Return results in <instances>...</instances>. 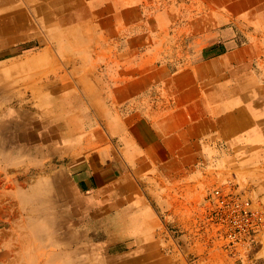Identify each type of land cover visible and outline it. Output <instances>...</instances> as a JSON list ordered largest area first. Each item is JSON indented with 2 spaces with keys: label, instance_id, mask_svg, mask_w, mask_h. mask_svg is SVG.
<instances>
[{
  "label": "crops",
  "instance_id": "0c3cea01",
  "mask_svg": "<svg viewBox=\"0 0 264 264\" xmlns=\"http://www.w3.org/2000/svg\"><path fill=\"white\" fill-rule=\"evenodd\" d=\"M181 8L192 29H169ZM0 12L22 13L38 45L40 29L55 39L37 46L33 64L43 50H65L49 58L66 67L49 78L57 87L33 95L55 107L43 145L112 227L109 264H234L185 230L217 185L264 204V0H0ZM222 23L237 29H216ZM39 130L34 161L44 159ZM258 241L254 258L264 264ZM6 257L0 242V264Z\"/></svg>",
  "mask_w": 264,
  "mask_h": 264
},
{
  "label": "rangeland",
  "instance_id": "374dc122",
  "mask_svg": "<svg viewBox=\"0 0 264 264\" xmlns=\"http://www.w3.org/2000/svg\"><path fill=\"white\" fill-rule=\"evenodd\" d=\"M183 1L185 0H179L180 3ZM221 5L223 4H218V11L224 12L223 10L219 8ZM181 9H182V12L181 13L178 12L177 13L178 16L174 15L168 19L169 29H192L193 19L187 16L188 14L186 10L187 8H184L185 10L183 8ZM203 10L204 9H202L201 11L202 14H203ZM203 21L204 19H201L200 29H208L207 23L205 22L203 23ZM226 27H229V28L232 27V29H237V26L235 24L226 25L225 23L218 24L216 29H226ZM34 30L36 29H25L23 31L24 35L25 33H29V34H26L27 37H24V39L20 40V42L15 43L13 46L11 45L10 48L12 50L10 49L0 50V56H1L0 57V86H2L3 84L2 81L4 80L5 82H8L6 84H9L8 87H10L9 90L5 88H4L5 90L3 91L0 90L1 91L0 92V100H1L0 116L7 115L12 111L11 102L13 100V93L9 97L8 92L10 90L11 92H13L12 90H15L16 88L15 83L18 86L21 83L20 87H22L23 84L26 83L25 85L26 86L28 85L27 88H22L26 92V93L22 92L25 94V97H26L25 99L27 100L29 99V97L30 98L31 96L33 97V94L31 91L32 88L30 87L29 84L32 85L34 81L32 82V79H31V80H23V81L20 80L19 82L18 79H16L17 76L20 75L21 77L22 76L24 77L25 74L31 75L32 72L40 74V75H42V73L43 74L46 73L45 75L41 76V79L45 81V80H48L50 76H53L55 74V70H57V72H60L66 69L64 65H60V64L55 65V63L50 65L49 63V58L57 59V62L61 60V58H64V56L62 55L65 53V50L56 51L58 52L57 55L54 54L55 50H43L41 51V53L45 52V56L42 54L39 56L41 58V62L43 63H40V65L33 64L36 56H38L39 54L37 46H41V47L47 46L48 47L51 41L53 42L55 41V39L50 38L47 29H40L41 45H38V42L32 39V33ZM59 40L64 41V37L61 36ZM49 51L52 53L51 57L49 56ZM24 52H25V55H23ZM19 58L24 59L23 65H20V66L17 65L18 62L16 61V59H19ZM26 71L28 73H26ZM12 73H14L15 75H12ZM12 82L14 83V85L12 84ZM40 99L37 97L33 98V101L31 102L32 106L29 105V107H24V108H26L27 110L25 111H29L31 115L35 113L36 119L38 120V124H37L38 126H36V129L39 128L40 129L39 131L41 132V135H42L41 137L42 138L41 158H44V159L40 161L32 160V157L34 155V152L32 151V144L25 145V147H23V150L20 151V150L15 149V147H17L18 145H22L23 142L20 143V141L14 140L13 142L14 148L12 149L10 148L11 151H7V153L9 152L8 157L17 159L19 163L17 164L16 169H13L11 172L9 171L8 175L12 177L13 180L17 179V181H19L21 184H24L26 186H28L31 182H33L34 180H36V178H39L40 176L44 178L56 177L55 178L56 186L53 187L54 192L52 191V193H51L52 188H50L49 190L51 193V196H49L50 199L48 198L44 200L45 207L47 206L48 208L46 207L47 209L44 208V210L41 209L39 211L37 210L33 211L28 207V204L26 205L19 204L16 197L13 195H6L5 196L6 198L0 201V242H2L3 250L7 254L6 260L8 261V264H39V262L42 261V258L39 257L40 251L46 252L51 247L50 239L53 236L52 229H51L53 226L52 223H55V225H57L55 227V230L57 231V233L59 232L58 227L60 228L69 227L74 233H77L79 235L81 234L80 236L82 237V242L84 246L88 247V250L93 249L95 251L96 249H98L101 251L100 252L101 254H103L104 252L106 253L105 251L107 249L106 246L109 244V242H107L105 238H106L107 232L108 231L111 232V229H112V227H110L109 225L105 223L106 220H104L102 217H99L97 215V211L92 208L96 204V199L94 198V196L82 195L78 193L74 185L61 174L59 169L63 163L60 161H55L54 159L53 160L48 159L49 157L47 154L48 145L46 144L44 146L43 142H47L49 138L48 135L53 129L52 124L54 123L55 119L54 117H52L51 120H47L46 122L44 120L45 118L41 120L42 118H39V117L41 116L50 117V115L55 116L56 114L54 113L55 107H50L48 103L46 104L42 103L39 105L38 101ZM57 112L61 113L62 117L64 116L63 114L64 108L58 109ZM39 120L41 121L39 122ZM54 125L55 124H53V126ZM29 132L34 133L33 128H31ZM7 146L9 149V146H11V143H9ZM29 150H31L32 152L30 151L29 153ZM44 153H46V156L43 155ZM32 161L35 162L36 165H33ZM8 166L9 168L14 167L11 164H8ZM43 183H44V186L48 185L46 184V181H44ZM44 188L47 190V187H44ZM10 190L14 191V188ZM205 197L192 211V214H191L192 223L189 225V227H187L185 231L194 233L197 236L199 235L205 244L210 245V246L212 245L215 247V249L220 250L217 247V245L213 243V240L207 236L208 234L206 233L208 229L205 227L203 220H202L203 218L202 208L204 205ZM252 201L254 204L264 206V204H260L256 200L252 199ZM47 203L49 206L46 205ZM59 213H62V214H59ZM46 223H49V224H46ZM40 227L42 228V230ZM39 229L43 232L44 235H42V232L41 233L40 231L38 232ZM169 230L172 232H179L177 227L170 228ZM34 231L37 235L34 233ZM263 236L264 234L261 237ZM115 244H117V248H116L117 250L125 249L124 247L125 243H115ZM109 250L112 251L113 249L111 248ZM81 259L82 261H87L91 259L90 264H93L95 261L94 258H91V257H84V258L81 257L80 258V256H78L77 258L76 257L73 258L72 263L80 264L77 261H81ZM231 260L233 261L234 264H247V263H240L233 258H231ZM253 260H254L253 264H256V261L258 260V258H254V251H253ZM86 264H89V263H86Z\"/></svg>",
  "mask_w": 264,
  "mask_h": 264
},
{
  "label": "bare ground",
  "instance_id": "6f19581e",
  "mask_svg": "<svg viewBox=\"0 0 264 264\" xmlns=\"http://www.w3.org/2000/svg\"><path fill=\"white\" fill-rule=\"evenodd\" d=\"M17 11L19 12V9ZM31 11H32V9H31ZM18 16L19 17H14V20L11 17H7V19H6V16L5 17H3V16L0 17V50H1V47L2 48H5V45L6 44L17 42L18 40H20V39H22L24 37H27L26 34H29V33H25V35H24L23 31L25 29H21V27L24 26V20L22 18L23 17L22 13H18ZM32 35H34V34H32ZM36 58L38 59L37 56H36ZM8 62H6V63H8ZM28 62H30V61H28ZM34 62H35V60H34ZM39 62L40 63H43L41 61H39ZM26 73H28V72L26 71ZM32 73H34V72H32ZM45 74L42 73V75H45ZM12 75H15V74L12 73ZM18 78L20 79V77H18ZM22 78H23V76H22ZM50 78H51V76H50ZM16 79H17V77H16ZM19 79H18V81L20 82ZM37 79H39V78H37ZM29 80H31V79H29ZM40 80H41V78H40ZM2 82H3V84H2V86H0V90H2V91L5 90V89H8L9 90L10 89V87H8L9 84H6L8 82H5L4 80ZM38 83H36L34 81L32 85L29 84L30 87L32 88L31 91H32V94L33 95L36 94V93L38 94V92H42V91H44V92L45 91L46 92L53 91L55 89V87H57L56 86V83L54 82V79H51V80L49 79L48 81L47 80L46 81L43 80L42 82H40L39 85H38ZM12 84L14 85L13 82H12ZM25 84L26 83H24L23 86L20 87L21 83H20L19 86L15 83V85H16L15 90H12L13 92H11V90L8 92L9 93V97L13 93V100L11 102L12 111L10 112L11 115L9 113L7 115L0 116V201L2 199L6 198L5 197L6 195H13V196L16 197V199H17V201H18L19 204H21V205L28 204V207L31 210H33V211H36V210L39 211L41 209L44 210V208L45 209L48 208L47 206H46L47 208L45 207L44 200L48 199L49 196H51L52 191L54 192L53 187L56 186V179H55L56 177H53V178L52 177H50V178H44V177H41L40 176L39 178H36V180H34L33 182H31L28 186H26L24 184H21L19 181H17V179L16 180H13V178L8 175L9 171L11 172L13 169H16L17 168V164L19 163L17 159L8 157V153L9 152L7 153V151H11V149L14 148L13 147L14 140H16V141L18 140V141H20V143L23 142L22 145H18L17 147H15V149L22 151L23 150V147H25V145L32 144L33 141L36 138L35 135H34V133H30L29 130L31 128L34 129L37 126L38 120L36 119L35 113L33 115H31L29 113V111H25L27 109L24 108V107H29V105H31V102L33 101V98L35 96H33V97L31 96V98L29 97V99H27V100L25 99L26 97H25V94L24 93H26V92H25L24 89H22V88H27L28 85L26 86ZM67 88H68V86H67ZM22 92H24V93H22ZM38 98H40V96ZM0 102H1V100H0ZM39 118H42L41 120H43L45 118L44 120L46 122H47V120H51L50 117H47V116L46 117H42L41 116ZM41 120H39V122ZM9 143H11V146H9V149H8V146L7 145ZM33 146H34V144H33ZM32 150H33V148H32ZM30 151L31 150H29V153H30ZM34 151H37V148H34ZM38 151H40V150H38ZM25 152H26V150H25ZM32 163H33V165H36L35 162L32 161ZM8 164L13 165L14 167L13 168H9ZM44 181H46V184H48L47 186H44V183H43ZM44 187H47V190ZM13 188H14V191L13 190H10V189H13ZM50 188H52L51 189V193L49 191ZM55 188H57V187H55ZM46 205H48V203ZM57 211H59V210H57ZM59 214H62V213H59ZM64 215H66V214H64ZM46 224H49V223H46ZM96 224H97V222H96ZM52 225L53 226H52L51 229H52L53 236L50 239L51 240V247L47 251L44 250L46 252L40 251L39 257L42 258V261L39 262V264H73L72 263L73 262V258H75V257L77 258L78 256H80V258L81 257L82 258H84V257L94 258L95 261H94L93 264H109V260L107 258H104V254H101L100 253L101 252L100 250H98V249H96L95 251L93 249L88 250V247H85L84 246V244L82 242V237L80 236L81 234L79 235L77 233H74L71 230V228H69V227H63V228L58 227L59 228L58 229L59 232L57 233V231L55 230V227L57 225H55V223H52ZM41 230H42V228H41ZM41 230L39 229L38 232L40 231V233H41L42 232ZM81 232H79V233H81ZM34 233H35V231H34ZM38 235H40V234H38ZM42 235H44L43 232H42ZM108 250L109 249L107 248L105 251H108ZM90 261H91V259H89L87 261H82V259H81V261H77V262H79L80 264H86V263H89L90 264ZM118 263H120V262H118Z\"/></svg>",
  "mask_w": 264,
  "mask_h": 264
},
{
  "label": "built area",
  "instance_id": "2783aa9c",
  "mask_svg": "<svg viewBox=\"0 0 264 264\" xmlns=\"http://www.w3.org/2000/svg\"><path fill=\"white\" fill-rule=\"evenodd\" d=\"M207 236L229 258L253 264V250L264 234V206L230 184L214 186L203 205Z\"/></svg>",
  "mask_w": 264,
  "mask_h": 264
}]
</instances>
